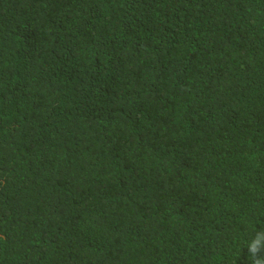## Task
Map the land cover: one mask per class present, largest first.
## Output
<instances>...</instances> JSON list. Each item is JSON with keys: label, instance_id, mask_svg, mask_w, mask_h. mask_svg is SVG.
I'll use <instances>...</instances> for the list:
<instances>
[{"label": "trees", "instance_id": "16d2710c", "mask_svg": "<svg viewBox=\"0 0 264 264\" xmlns=\"http://www.w3.org/2000/svg\"><path fill=\"white\" fill-rule=\"evenodd\" d=\"M262 230L264 0H0V264H252Z\"/></svg>", "mask_w": 264, "mask_h": 264}, {"label": "clouds", "instance_id": "9594fccd", "mask_svg": "<svg viewBox=\"0 0 264 264\" xmlns=\"http://www.w3.org/2000/svg\"><path fill=\"white\" fill-rule=\"evenodd\" d=\"M248 255L252 258V264H264V230L257 231L255 236L247 244Z\"/></svg>", "mask_w": 264, "mask_h": 264}]
</instances>
